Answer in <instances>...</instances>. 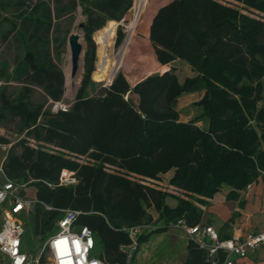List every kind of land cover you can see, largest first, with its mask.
<instances>
[{"label":"trees","instance_id":"16d2710c","mask_svg":"<svg viewBox=\"0 0 264 264\" xmlns=\"http://www.w3.org/2000/svg\"><path fill=\"white\" fill-rule=\"evenodd\" d=\"M146 1H136L126 43ZM237 1L264 13V0ZM133 5L134 0H0V124L16 123L23 134L8 148L3 169L8 179L36 189L25 236L32 232L46 240L63 210H77V225L94 233L93 255L108 264L126 263L122 248L131 238L125 228L156 227L140 236L138 251L151 233L180 220L200 223L204 211L196 202L208 204L205 198L223 187L229 188L228 200H239L242 190L264 180V18L221 0H171L155 13L149 40L159 63L181 60L196 75L181 82L171 67L135 86L123 71L111 83L97 82L94 34L122 21ZM79 9L88 45L85 72L68 108L55 111L51 105L64 103L66 74L53 50L60 23ZM125 36L120 26L117 47ZM37 88L43 101L35 99ZM202 91L194 104L198 114L181 121L179 98ZM203 118L207 127L198 124ZM0 143L9 140L0 136ZM170 169V183L185 196L131 175L155 179ZM63 170L74 172L77 183L60 184ZM219 256L213 263L208 250L190 238L182 264H219L225 257L222 251Z\"/></svg>","mask_w":264,"mask_h":264},{"label":"rangeland","instance_id":"374dc122","mask_svg":"<svg viewBox=\"0 0 264 264\" xmlns=\"http://www.w3.org/2000/svg\"><path fill=\"white\" fill-rule=\"evenodd\" d=\"M136 1L134 0V5L131 10L126 14L122 21H112L109 22L106 27L94 34V41L96 44V62L95 69L92 73V77L97 82H103L104 84L110 83L113 80L115 75L119 71H123L132 86H135L142 79L154 73H164L166 69L175 67L178 73L179 79L181 82H184L186 78L194 77L195 73L192 74V69L190 66L185 63L178 61L172 63V65H161L158 62L154 48L148 38L146 29L148 28L149 17L152 13L159 7L161 4L166 3L170 0H147L143 12L138 20L134 32L132 34L129 45L126 49L127 37L129 33V27L135 16ZM224 3H227L233 8H236L242 14L249 15L253 18H264V13L254 7H251L244 3L243 1L237 0H221ZM84 17L81 14V9H79L74 17L67 18L62 20L60 23L59 31V41L55 43L53 50L54 59L61 66L64 73L66 74V93L64 97V104H69L75 98L77 89L82 81L84 76V58L79 61V68L76 77L72 78L71 73V61H70V45H69V35L71 33H78L81 36V41L84 46V54L87 51L88 45L85 40L84 32L80 28ZM148 20V21H147ZM123 28V31L126 33L125 39L121 45L117 47L116 40L118 35L119 27ZM126 50V51H125ZM15 50L13 49L8 56L13 60L15 58ZM125 52V53H124ZM85 57V55H84ZM83 61V68H82ZM14 89L18 86L13 85ZM204 96V91L194 92V93H185L183 94L178 101L177 111L179 114V119L184 122L192 120L199 112L200 109L194 104L198 102ZM36 100H44L43 91L40 88L36 89L35 92ZM54 105H51L53 109ZM198 124L203 127H207L208 119L203 118ZM18 126L16 123L12 125L0 124V136H3L9 140V147L12 144L16 143L23 134H18ZM8 147V148H9ZM8 149L5 145L0 144V158L7 153ZM83 162L88 161L86 158L81 159ZM1 167V164H0ZM172 172L173 169H170L166 173L160 174L159 178H143L142 176H137L131 174L132 177L140 178L145 184L161 189L164 192L173 194V195H183L178 192L174 186L170 183L172 177H170L169 172ZM175 173V169H174ZM174 176V175H173ZM22 197L26 199L36 200L35 187L28 186L26 189L20 191ZM171 200L172 198H168ZM173 201V200H171ZM10 202L3 204L4 208L9 207ZM32 205L30 209L23 212L19 218L24 223L27 220L31 223L32 212L34 206ZM151 212L154 213V209L151 208ZM4 213H0V223L3 221ZM27 225H25L26 227ZM144 232V231H143ZM184 231L174 229L173 227L170 230H167L162 233H154L152 239L148 242L142 244V249L138 251L135 256L133 254L132 262L135 264H182L185 260V250L183 248L182 237ZM50 235H52L50 233ZM142 235V234H141ZM138 236V239L140 236ZM25 239V249L27 251H35L38 246L43 242L44 238L38 236L31 232L28 236L24 237ZM136 259V261H135Z\"/></svg>","mask_w":264,"mask_h":264},{"label":"built area","instance_id":"2783aa9c","mask_svg":"<svg viewBox=\"0 0 264 264\" xmlns=\"http://www.w3.org/2000/svg\"><path fill=\"white\" fill-rule=\"evenodd\" d=\"M1 85L0 81V87ZM53 105L55 111L68 108L64 103ZM6 175L3 166L0 167V176ZM61 176L60 184L77 183V177L72 171L63 170ZM27 187V182H17L10 178H6L0 185V213H4L0 223V252L8 258V264H108L93 255L96 247L95 236L89 227L77 225L80 212L67 208L63 210L64 215L57 222V230L35 251H27L24 244L25 225L19 217L36 203V200L26 199L20 194V191ZM174 188L181 194L180 189L175 186ZM7 202H10L9 207L4 208L3 204ZM172 227L183 228L190 238L197 240L201 247L208 250L213 263L219 262L221 251L225 257L219 264H238L235 256L246 258L250 252L264 250V232L248 233L245 236L234 235L223 239L218 230L210 224L188 226L184 220H180ZM155 228L154 225L125 228L131 238L130 245L122 248L123 253L127 255L125 264H132L133 254L138 248V236Z\"/></svg>","mask_w":264,"mask_h":264},{"label":"crops","instance_id":"0c3cea01","mask_svg":"<svg viewBox=\"0 0 264 264\" xmlns=\"http://www.w3.org/2000/svg\"><path fill=\"white\" fill-rule=\"evenodd\" d=\"M166 3L161 4V6H163ZM158 8L150 16V19L148 22V28L146 29L148 38H149V32H150V25H151L152 19L155 13L157 12ZM178 61H181V60H177L176 62ZM183 63L190 66L186 62H183ZM168 65H172V63ZM169 69L170 68L166 70H169ZM194 73L195 72L193 71L192 74ZM5 146L8 149L9 145L5 144ZM6 154L0 158L1 167L3 166L4 160H6L5 159ZM168 174H170V177H173L174 169L172 172L170 171ZM6 178H7L6 176H0V185H2L6 181ZM228 193H229V188L223 187L220 192L215 194L214 198H205L208 201V204L204 205V204H199L198 202H196L204 211L201 222L198 224L213 225L218 230L220 237L225 238V239L231 238L234 235L245 236L248 233L264 232V180L263 178L262 177L259 178L257 182L252 183L245 190H242L241 197H240L241 199L239 200H228L227 198ZM35 194H36V189H35ZM171 200L168 199L169 205L172 207H175L177 205V200L173 198ZM241 200L245 201L244 207H240L239 205V202ZM153 216H154V219L156 220L159 214L156 211H154ZM174 229L184 231L183 228L182 229L174 228ZM153 234L154 233L149 234V237H148L149 239H147L146 242L152 239ZM181 237L183 240V248L186 254V245L190 237L187 235L186 232ZM141 249H142V246L138 251H140ZM138 251H135V256L138 253ZM234 258L238 264H264V250L259 249L257 251L250 252L246 258L236 257V256ZM0 264H8V258L4 256L1 252H0ZM135 264H137V261L135 262Z\"/></svg>","mask_w":264,"mask_h":264},{"label":"water","instance_id":"95a60500","mask_svg":"<svg viewBox=\"0 0 264 264\" xmlns=\"http://www.w3.org/2000/svg\"><path fill=\"white\" fill-rule=\"evenodd\" d=\"M85 24L82 22L80 28H84ZM69 45H70V61H71V77L74 78L77 75L79 68L80 59L84 58V46L81 41V36L78 33H71L69 35ZM84 61V60H83Z\"/></svg>","mask_w":264,"mask_h":264},{"label":"bare ground","instance_id":"6f19581e","mask_svg":"<svg viewBox=\"0 0 264 264\" xmlns=\"http://www.w3.org/2000/svg\"><path fill=\"white\" fill-rule=\"evenodd\" d=\"M142 12H143V10H142L141 13L139 14L138 20H140L139 18H140V16H141ZM138 20H137V22H138ZM137 22H136V25H137ZM135 27H136V26H135ZM131 37H132V36H131ZM131 37H130L128 43H127L126 49H127L128 45H129V42H130V40H131ZM125 51H126V50H125ZM124 53H125V52H124Z\"/></svg>","mask_w":264,"mask_h":264},{"label":"clouds","instance_id":"9594fccd","mask_svg":"<svg viewBox=\"0 0 264 264\" xmlns=\"http://www.w3.org/2000/svg\"><path fill=\"white\" fill-rule=\"evenodd\" d=\"M94 264H95V262H94Z\"/></svg>","mask_w":264,"mask_h":264}]
</instances>
